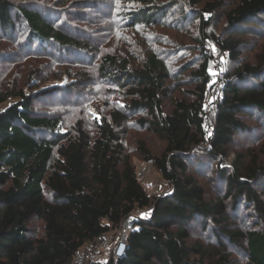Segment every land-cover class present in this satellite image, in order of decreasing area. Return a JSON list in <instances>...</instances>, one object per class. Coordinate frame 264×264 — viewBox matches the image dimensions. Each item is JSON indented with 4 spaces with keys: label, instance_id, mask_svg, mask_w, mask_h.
<instances>
[{
    "label": "trees",
    "instance_id": "obj_1",
    "mask_svg": "<svg viewBox=\"0 0 264 264\" xmlns=\"http://www.w3.org/2000/svg\"><path fill=\"white\" fill-rule=\"evenodd\" d=\"M69 1L54 0L55 5L41 9L0 0V33L10 35L23 22L27 34L20 48L25 51L38 44L75 58L80 52L97 54L90 37L72 36L69 29L90 34L78 27L82 18L77 8L91 3L89 7L103 13L99 4L108 7L110 0H72L71 7H65ZM142 1L145 6L132 14L131 27L142 23L181 33L198 22L197 53L190 55L181 39H172L167 45L179 61L173 67L171 54L161 56L151 49L143 59L107 52L98 78L115 83L120 93L97 84L108 92L110 107H95L90 123L78 118L69 128L64 114L34 112L35 93L23 88L0 92V105L9 97L19 98L0 108V264H72L78 249H89L133 212L149 207L151 214L135 221L125 255L116 258L112 247L106 261L98 264H231L229 243L246 252L247 264H264V161L259 145L246 141L235 148L238 136L264 134V48L254 59L244 54L245 35L264 37V0H238L226 14L223 34L211 29L226 0H184L183 6L181 0ZM170 11L175 16L166 19ZM1 42L0 36V47ZM209 43L227 64L224 97L213 107L205 103L207 89L218 82L211 73L217 55L207 51ZM58 71L57 80L67 74ZM186 71L192 88L182 91L185 83L179 80ZM78 76L98 83L87 73ZM27 78L26 85L36 79L30 74ZM53 86L59 92L65 85ZM53 89L47 93L54 94ZM122 98L127 99L123 104ZM140 111L144 115L137 123L163 139L166 147L155 154L147 140L139 138L137 150L172 186L170 194L152 196L139 179L126 140L129 113ZM211 172L219 184L214 194L201 181ZM241 206L256 227L245 229L231 221ZM196 228L211 230L219 245L197 238Z\"/></svg>",
    "mask_w": 264,
    "mask_h": 264
},
{
    "label": "rangeland",
    "instance_id": "obj_2",
    "mask_svg": "<svg viewBox=\"0 0 264 264\" xmlns=\"http://www.w3.org/2000/svg\"><path fill=\"white\" fill-rule=\"evenodd\" d=\"M23 1L27 3V5L35 6L41 9H47V7H52L55 5L54 0H16ZM72 1V0H70ZM68 2L65 7H71V2ZM208 0H205V2ZM238 0H226L225 5L216 12V15L213 20L212 29L213 32L223 34L226 30L227 22H226V14L232 9ZM76 4V3H74ZM184 0L180 1V5H184ZM44 5H47L45 7ZM77 5V4H76ZM91 5V3L89 4ZM86 5L84 8H77V12L82 18L80 21L79 28L82 31L89 30L90 34H87L88 31H84L85 33L80 31L75 32L74 29H69V33L76 35L77 37L84 39L88 36L91 39V43L93 45L98 46L99 52L96 54L93 52V55L90 53L80 52L77 58L73 57V55L61 52H52L47 51L41 48L40 45H37L26 51L23 48H20V42L26 38L27 29L25 24L22 22L17 23V27L12 31L10 35L0 33L2 38L1 47H0V92L2 90L7 91L11 90L13 92H17L20 88L25 89L26 93L34 94V112L37 114H64V126L68 127L78 118H85L88 123L91 121V114H97L95 107L101 106V108L108 109L110 107L109 103L106 101L105 94L99 90V85L102 84L104 86V90L110 88L119 89L118 93H120V87H118L115 83L105 80L102 81L98 76H100V62L101 57L105 55L107 52L115 53L119 52L122 56L132 54V57L143 59L148 49L155 50L161 56L171 54V65L176 67L179 63L177 59V54H172L171 46H168V42L173 40H180L181 43L186 44L189 47V50L192 52L190 55L194 56L197 52H194V44L197 43L198 37V22L193 24L192 28H188L187 31L181 32L182 35H179L180 32L170 31L165 27H146L142 23L136 24L134 27H131L129 24L132 20V14L134 12L139 13L140 9L145 6L142 0H110L108 7H105L103 4H99L102 7L103 13H100L98 8L89 7ZM198 5L196 9H199ZM108 10V13H107ZM76 13V12H75ZM46 16L53 19V15L45 12ZM174 11H170L168 13L166 19L174 18ZM163 17V16H162ZM86 18V20H84ZM158 18V15H156ZM96 19V20H90ZM165 20L164 18H161ZM87 20H90L89 23ZM180 33V34H181ZM167 34L170 35L171 39L167 40ZM251 35H245V59H254L259 52L264 48V37L257 36L252 37ZM182 37H184L182 39ZM173 39V40H172ZM167 40V42H165ZM213 44L209 43L210 53L217 54V48L215 46V50H213ZM61 47V46H58ZM174 52V51H173ZM52 54V56L50 55ZM190 56L189 58H191ZM77 63H75V62ZM80 62V63H79ZM184 62V61H183ZM186 64V63H185ZM63 70L67 74L63 75L61 79H55L58 74H61ZM81 72L87 73L91 76L92 80H96L98 83H87L84 81H80V77L78 76ZM180 77V82H184L183 89L192 88V79L190 75V71H186ZM212 73V70H211ZM35 76V81L30 85L27 84V76L28 75ZM181 74V73H180ZM187 74V75H186ZM213 74V73H212ZM42 80H47L45 82H41ZM54 84H64L65 86L61 91L56 92L53 88H55ZM97 84H99L97 86ZM72 86L74 90L66 89L67 87ZM53 89L54 94H48L47 92ZM82 92L85 95H79L78 93ZM179 92L175 93L174 96H179ZM100 96V97H99ZM102 96V97H101ZM19 100L18 97H9L4 103L0 105L1 109L6 108L10 103ZM126 98L120 99V102L123 104ZM101 101V102H100ZM167 104L171 102V99L166 100ZM213 107V106H211ZM130 122H129V137L127 138V144L130 146V150L132 152L134 158V164L136 166V170L141 180V183L145 186L146 190L152 195H166L172 192V186L162 177L157 168L150 162L145 161L140 154V151L137 150V140L139 138H145L152 149L153 153L160 154L164 151L166 147V142L156 137L146 129L141 128V126L137 123L140 116L144 115L143 111H140L135 114L129 113ZM89 119H86L88 118ZM90 123V122H89ZM69 128V127H68ZM89 129L93 132L92 127ZM257 133L256 135H251L249 137L238 136L237 143L235 148H241L246 141L252 142L254 146H258L259 149L258 155L260 161H264V134ZM252 138V139H251ZM135 139V142H134ZM203 145H206L204 143ZM234 148V147H233ZM234 150L230 154V159L234 158ZM243 150V149H242ZM211 176L213 173H209L206 180H201L205 183L206 188L209 193L218 192L219 184L216 180H214ZM211 177V178H210ZM205 178V177H204ZM205 181V182H204ZM141 210V209H139ZM145 215L147 217L151 214L152 208H144ZM138 211V210H137ZM238 213L237 217H233L231 219L232 222L238 223L245 229H251L252 227H256L254 222L249 219V215L247 210L245 211L244 206H241L240 209L235 210ZM250 212V211H249ZM234 213V212H233ZM128 217H126L121 227L111 232L107 237L111 241L120 237L121 230L126 224ZM135 223V222H134ZM134 223L131 224L134 226ZM232 228L235 226H231ZM194 235L203 240L206 244H213L214 246H218L216 236L213 234L211 230L208 229L206 232L205 229L196 228L194 231ZM225 240L226 237H221ZM99 242L102 240H98ZM110 245L112 243L110 242ZM228 249L232 253V262L231 264H247V254L243 250L239 248H235L232 244H228ZM109 249H102L100 253L96 254L97 262H104L107 259Z\"/></svg>",
    "mask_w": 264,
    "mask_h": 264
},
{
    "label": "built area",
    "instance_id": "obj_3",
    "mask_svg": "<svg viewBox=\"0 0 264 264\" xmlns=\"http://www.w3.org/2000/svg\"><path fill=\"white\" fill-rule=\"evenodd\" d=\"M208 46V44H207ZM207 51H210L209 46L207 47ZM216 64L212 69V73H215L216 79L218 80L217 84L213 87H209L206 91L205 95V103L207 106L211 107L214 104L224 97V89L227 80V64L226 61L219 57L215 56ZM211 123H209V132H211ZM142 208L133 212L128 216L126 224L121 230L120 237L111 241L109 237H105L102 241H95L93 245L87 248H80L76 251L74 260L72 264H98L96 260V254L100 253L102 249H111L114 247V254L116 258H121L125 255L128 248V240L131 232L133 231V224L136 220L144 217L145 212ZM110 242L112 245H110Z\"/></svg>",
    "mask_w": 264,
    "mask_h": 264
},
{
    "label": "snow or ice",
    "instance_id": "obj_4",
    "mask_svg": "<svg viewBox=\"0 0 264 264\" xmlns=\"http://www.w3.org/2000/svg\"><path fill=\"white\" fill-rule=\"evenodd\" d=\"M213 50H215V46H213ZM213 75H215V73H213ZM97 119H99V117L97 116Z\"/></svg>",
    "mask_w": 264,
    "mask_h": 264
}]
</instances>
